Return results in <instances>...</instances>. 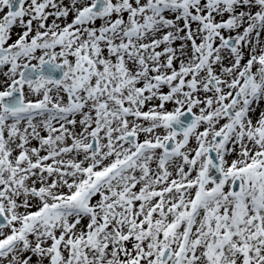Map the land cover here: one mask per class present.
<instances>
[{"label":"snow or ice","instance_id":"obj_1","mask_svg":"<svg viewBox=\"0 0 264 264\" xmlns=\"http://www.w3.org/2000/svg\"><path fill=\"white\" fill-rule=\"evenodd\" d=\"M0 264H264V0H0Z\"/></svg>","mask_w":264,"mask_h":264}]
</instances>
